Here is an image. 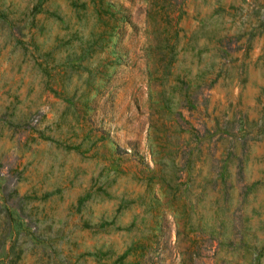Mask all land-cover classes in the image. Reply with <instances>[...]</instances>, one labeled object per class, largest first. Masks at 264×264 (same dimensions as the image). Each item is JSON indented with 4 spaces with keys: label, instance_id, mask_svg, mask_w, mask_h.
I'll list each match as a JSON object with an SVG mask.
<instances>
[{
    "label": "rangeland",
    "instance_id": "374dc122",
    "mask_svg": "<svg viewBox=\"0 0 264 264\" xmlns=\"http://www.w3.org/2000/svg\"><path fill=\"white\" fill-rule=\"evenodd\" d=\"M0 264H264V0H0Z\"/></svg>",
    "mask_w": 264,
    "mask_h": 264
},
{
    "label": "trees",
    "instance_id": "16d2710c",
    "mask_svg": "<svg viewBox=\"0 0 264 264\" xmlns=\"http://www.w3.org/2000/svg\"><path fill=\"white\" fill-rule=\"evenodd\" d=\"M99 4H98V7L96 8V9H100V8H102L101 7V3L100 2H98Z\"/></svg>",
    "mask_w": 264,
    "mask_h": 264
}]
</instances>
